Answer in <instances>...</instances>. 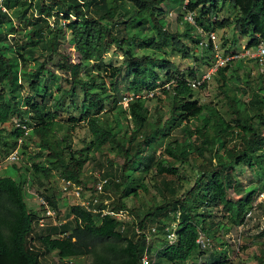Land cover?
I'll list each match as a JSON object with an SVG mask.
<instances>
[{
	"label": "trees",
	"instance_id": "1",
	"mask_svg": "<svg viewBox=\"0 0 264 264\" xmlns=\"http://www.w3.org/2000/svg\"><path fill=\"white\" fill-rule=\"evenodd\" d=\"M32 1L0 2V125L17 117L21 122H27L41 139L40 152L33 160L42 158L46 152L47 163L32 164L35 177L44 175L49 178L57 172L60 178L79 185H82V173L90 161V153L101 151L111 142L117 144L127 161L118 177L112 173L104 176L108 185L102 200H109L117 211L128 210L132 220L126 223L123 231L121 224L110 216L101 218L74 205L69 209L66 223L48 225L40 228L38 233L36 222L39 215L29 210L25 192L27 185L32 188L34 177L29 174L20 181L9 176L0 177V264H42L44 256L52 253H57L61 264H74L65 261L82 257H91V264H142L145 250L148 248L152 252L156 247L160 248L155 252L154 264H184L192 256H201L204 252L198 243L199 235L202 232L207 236L216 225L210 221L209 208L222 212L224 219L234 226L246 224L256 193L252 191L234 201L230 191L237 183L236 174L240 166L264 174V86L244 108L235 107L232 102L237 119L227 122L217 109L194 99L195 89L191 88L190 82L199 80L198 69L182 73L168 58L181 55L211 68L216 62L211 34L231 26H235L240 36L249 38L248 49L257 48L264 42V0H187V5L182 1L181 8L193 14L196 24L186 33L168 31L169 24L162 17L164 10L161 7L167 0ZM224 12L227 17L221 18ZM20 34L24 40L21 45L19 40L10 37L16 38ZM67 34L79 55L78 63L71 62L67 55L61 53ZM206 34L208 41L204 37ZM113 45L123 50L129 79V93L121 97L115 92L109 95L105 83L106 79L117 81L124 70L123 66L113 67L104 61L105 54ZM232 45L237 47V39ZM35 48L46 54L32 57ZM136 50L145 53L139 56ZM27 56L39 61L38 67L32 72H21L20 65L28 61ZM233 56L235 54L229 55ZM55 59L57 67L71 78L70 89L58 87L59 97H53L52 88L48 85L50 81L55 83L59 80L48 68L50 63L56 64ZM230 63L215 74L224 86L229 81L226 73ZM24 79L33 92L25 98L22 94ZM111 86L116 90V83L112 82ZM205 86L201 84L199 87ZM158 89L165 94H173V108L170 118L162 125L158 123L154 134L167 138L185 123L201 122L195 131L189 128L186 143L174 140L168 143L165 152L178 163L188 162L195 153L204 160L199 165L196 183L188 192L189 199L175 198L176 189L165 185L164 202L140 219L139 214L131 213L125 202L138 198L141 192L148 194L150 191L145 178L137 175L149 174L156 168L157 176L177 177L178 168L155 162L153 154H146L150 149L156 150L158 140L154 136L137 144L132 155L133 148L119 142L115 128L102 123L97 116L109 107L112 110L120 108L128 113L135 126L133 139L143 137L147 99L134 98L128 109L120 103L125 97ZM80 94L83 98L81 104ZM66 99L72 102V108L80 107L82 111L80 120L71 121L85 122L90 130L92 141L85 150L74 151L67 135L63 139L56 138L58 119L66 110ZM251 105L257 110L253 114L249 112ZM14 136L19 139L24 136V131L18 128ZM193 137H196L194 142L190 140ZM165 193H169L172 200H168ZM45 197L59 211L57 201ZM263 205L259 204L252 220ZM174 223L177 224L178 241L169 245L165 239V228ZM154 226L158 234L148 244L145 236L138 233V228L147 230ZM202 264H228V259L225 253H219L208 256ZM259 264H264V261Z\"/></svg>",
	"mask_w": 264,
	"mask_h": 264
},
{
	"label": "rangeland",
	"instance_id": "2",
	"mask_svg": "<svg viewBox=\"0 0 264 264\" xmlns=\"http://www.w3.org/2000/svg\"><path fill=\"white\" fill-rule=\"evenodd\" d=\"M187 5V0H167L161 7L164 10L163 19H166V23L169 24V32L186 33L191 26H196L185 20L188 16L181 8V3ZM173 14L170 16V14ZM226 12L220 15L221 18L227 17ZM54 22V19L52 20ZM3 30H7L4 28ZM202 30V29H201ZM198 31V30H197ZM198 33H202L198 31ZM216 39L213 44L218 46L219 53L223 57H229V55L235 54L240 56L231 61L228 71L226 73L229 81L226 86L222 85L220 77L215 74L210 79L204 80L203 84H206L204 88L197 87L194 91L195 100H198L201 104L208 105L213 109H217L222 117L227 122H234L237 119V115L234 113L232 102L235 107H245L251 99L255 98L259 93V88L264 86V66L260 65L253 57L256 53V49H248L247 44L248 37H242L235 31V26L225 27L223 29H217L213 33ZM11 39H17L18 44L21 45L23 40L22 35L14 36ZM208 41V34L205 36ZM67 40L61 46V53L67 55L71 62L78 63L79 55L76 49L69 42V35H66ZM237 39V47L232 44ZM229 51V54H227ZM137 55L142 56L145 52L136 50ZM46 53L40 48L34 49V55L32 57H43ZM210 55V54H209ZM207 55V56H209ZM32 57L27 56L28 61L20 65L21 72H32L38 67V62L33 61ZM178 70L182 73H188L191 69H198L197 78L202 81L206 73L210 70V67L202 65L200 62H196L194 59H184L181 55H171L168 58ZM104 61L107 65L113 67L123 66V74L117 81H110L106 79L105 83L108 87V94H119L120 97L127 95V85L129 82L126 76V70L124 65L123 50L113 45L105 54ZM50 63L48 68L51 72H54L58 77V82L50 81L48 85L51 86L53 97H59L58 87L61 86L63 90L71 88V78L68 74L63 72L57 67V61ZM105 75V72L103 73ZM107 77V76H105ZM239 79V81H238ZM116 83V90L112 89L111 83ZM25 90L23 91V97H29L33 94L29 87L27 80H23ZM38 100H41L38 98ZM83 102L82 94L79 96V104ZM66 110L62 113L58 119L59 126L56 130V138L63 139L66 135L71 139V145L74 151H82L88 148L89 143L92 141L90 130L85 122H72L71 119H81V108H72V102L69 99L65 101ZM147 113L145 114L146 126L144 128V136H136L133 139L134 124L131 117L126 112H122L120 108L112 110L109 107L102 114L98 115V119L102 123L115 128L117 133L116 139L123 143L127 148L132 147L133 155L136 151L137 144L142 143L146 137L151 138L154 136L157 138L156 150H149L146 154H153L155 162H163L164 164H172L178 168L179 174L177 177L170 175L157 176L156 168L152 169L149 174H138L137 176L145 178V183L149 188V193H140L138 198H130L125 202L129 210L134 211L135 216L140 215V219H143L146 212L150 211L161 205L164 201L162 194L164 193L165 185L170 188H174L177 191L175 198L189 199L188 192L196 183L197 171L199 165L203 163L204 158L198 153L193 154L189 161L186 163H178L170 157L166 152L168 143L178 140L180 143H186L188 139L189 128L195 131V128L201 124V122L195 120L189 123H185L178 129L172 131L171 136L167 138H161L159 134H154L158 128V123L161 125L166 123L170 118V113L173 108V94H165L161 89L156 91L154 97L147 99L146 102ZM71 107V108H70ZM257 110L253 109V106L249 108L251 114ZM21 120L17 117L13 118L9 123L0 125V177H13L18 181L23 178L26 179L29 174L34 177L33 191L38 195L49 196L50 199L57 201L59 206V218L62 221L67 219L69 209L77 203L75 197L71 195H65L61 189V175L57 172L46 178L44 175L35 177V171L33 170V163H41L45 165L47 163V153L44 152L42 158H35L40 152L41 139L33 133H30L27 137H20L19 139L14 136L16 129H18ZM264 134V128H262ZM196 137L190 139L194 142ZM22 140V143H20ZM134 140V141H133ZM198 143V142H197ZM9 146V147H8ZM21 146L22 161L17 164L6 163V158L10 155L13 149ZM126 158L124 153L120 150L119 146L115 143L107 144L101 151L90 153V161L85 166L82 173V185L89 193L94 192L96 184L104 178L107 173L115 174L117 177L121 175L122 168L126 164ZM236 185L233 190L230 191L231 200L236 201L255 191V201L257 202L261 194H264V174L259 173L255 169H250L245 166H240L237 169ZM40 178V179H39ZM107 178V177H106ZM168 200H172V196L169 193H165ZM118 199V195H116ZM26 203L30 211L40 215L41 207L39 201L31 195L26 196ZM264 202H261L263 204ZM212 215L211 220L216 225L208 233L210 240V247H208L203 254L194 255L184 264H198L199 261L205 262L210 255H216L219 253H225L228 259V264H259L264 261V205L261 210L257 212L254 220H248L246 224L241 226H234L228 223L224 219L222 212L214 208L208 209ZM133 214V213H132ZM137 218V217H136ZM140 221V220H139ZM160 247H156V250ZM156 250L154 252H156ZM196 256V257H195ZM200 256V257H198ZM91 257H82L66 260V262H74V264H91ZM42 264H61L59 263V257L57 253L44 256ZM168 264V263H165Z\"/></svg>",
	"mask_w": 264,
	"mask_h": 264
},
{
	"label": "built area",
	"instance_id": "3",
	"mask_svg": "<svg viewBox=\"0 0 264 264\" xmlns=\"http://www.w3.org/2000/svg\"><path fill=\"white\" fill-rule=\"evenodd\" d=\"M29 3H33L32 0H24ZM2 2V0H0ZM5 12L7 10L3 8ZM35 14L37 16V11H35ZM173 14L171 13L170 16ZM185 20L188 21L191 24H194V16L192 13H188V16L185 17ZM216 39L214 34H211V40L214 41ZM215 48H218L216 45ZM256 53L253 55V57L257 60V62L264 66V42H261L260 45L255 48ZM216 62L214 66L210 68V70L206 73L204 76V79L202 81L200 80H194L190 82L191 88L196 89L199 87L204 80L212 78L214 74L220 69L223 68L227 65L228 62H231L232 60L236 58H240V56H233V57H223L220 55L219 50L216 49V54H215ZM164 87H168V85H165ZM163 87V88H164ZM156 94V91H150L141 95H131L129 97H125L122 102L120 103L124 109H128L129 103L134 99V98H144V99H149L154 97ZM18 128L22 129L24 131V136L27 137L30 135V133L33 131L31 127H29L27 122H21L18 126ZM20 143H22V140H20ZM22 161V156H21V146L16 147L11 154L6 158V163L9 164H17ZM108 185V179L107 178H101V180L96 184L94 188L93 193L87 194V191L82 185H79L73 181H69L66 179H61V189L62 192L65 195H71L75 197L77 203H75L76 206H81L83 207L88 213L98 215L101 218L105 216H110L111 218L117 220L121 224V228L123 231L126 230V223L132 220L131 214L129 213L128 210H116L113 209L110 205L109 200H102V195H106V187ZM25 192L27 195L34 196L40 204L41 207V214L39 215L36 225L39 228H45L48 225L52 226H59L64 223L65 221H62L61 218H59L58 214L59 211L54 209L50 202L47 200L45 196L38 195L33 191V188H31L29 185L25 187ZM257 202H254L253 208L249 213L247 214L246 220H251L253 217V213L256 212L259 208V204L261 202H264V194L260 195V198L257 199ZM103 206H102V205ZM176 226L177 224L174 223L171 226H168L165 228V239L166 242L169 245H174L178 241V235L176 232ZM138 233L142 234L145 236V239L147 240V243L150 244L153 239L154 235L158 234V229L156 226L150 227L147 230L144 229H139L138 228ZM198 243L201 246L202 251H205L208 247H210V240L209 238L204 234L200 233ZM156 255L154 251H149L147 248L143 254V257H141V263L142 264H154L156 261ZM203 262L199 261L198 264H202Z\"/></svg>",
	"mask_w": 264,
	"mask_h": 264
},
{
	"label": "crops",
	"instance_id": "4",
	"mask_svg": "<svg viewBox=\"0 0 264 264\" xmlns=\"http://www.w3.org/2000/svg\"><path fill=\"white\" fill-rule=\"evenodd\" d=\"M40 231H41L40 228H38V233H40Z\"/></svg>",
	"mask_w": 264,
	"mask_h": 264
}]
</instances>
